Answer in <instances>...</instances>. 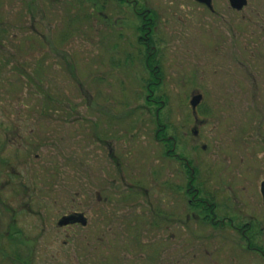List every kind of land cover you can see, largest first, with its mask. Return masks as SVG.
<instances>
[{
	"label": "rangeland",
	"instance_id": "obj_1",
	"mask_svg": "<svg viewBox=\"0 0 264 264\" xmlns=\"http://www.w3.org/2000/svg\"><path fill=\"white\" fill-rule=\"evenodd\" d=\"M213 6L211 13L193 0H0V264H66L64 239L75 240L84 256L113 264L118 226L134 222L136 217L128 216L139 211L137 224L144 221V212L133 205L118 214L111 205L118 198L114 193H130L125 187L131 185L146 190L152 202L162 192L176 197V186L181 187L182 254L174 249L169 260L264 264L240 233L213 229L211 215L189 204L186 191L194 176L199 197L212 196L217 204V219L250 223L251 245L264 251V155L258 151L264 144V0H248L241 12L228 0H214ZM147 23L152 24L148 51L142 40ZM227 40L231 46H225ZM202 50L216 72L196 64ZM148 58L152 66L159 61L164 74L151 93ZM196 90L204 94L196 109L202 122L195 121L190 106ZM16 113L29 118L22 133L34 127L39 146L30 162L19 151L25 164L16 167L17 175L4 177L1 161L6 157L15 165L18 148L5 147L3 118ZM164 136L175 137L176 153L190 162L193 175L185 163L163 158ZM91 137L109 139L125 184L113 182L116 173L106 151L99 155ZM165 182L170 187L164 188ZM79 209L93 228L102 229L100 254L91 232L57 230L60 216ZM34 210L42 211L43 222ZM38 224L48 236H37ZM87 242L92 244L86 247Z\"/></svg>",
	"mask_w": 264,
	"mask_h": 264
},
{
	"label": "flooded vegetation",
	"instance_id": "obj_2",
	"mask_svg": "<svg viewBox=\"0 0 264 264\" xmlns=\"http://www.w3.org/2000/svg\"><path fill=\"white\" fill-rule=\"evenodd\" d=\"M193 1L198 4L201 3V2H198L197 0H193ZM211 3H212V8H208L207 6L203 4H200V5L202 7L208 8V10H210V12L213 13L215 12V9L213 6L214 0H212ZM228 3H230L229 0H228ZM243 9L241 10L233 9V10L241 12ZM149 21L151 20L149 19ZM151 25L152 24L150 23V26L148 27L150 31L152 29ZM238 38L241 39V37L239 36ZM142 40L144 41V45L146 46V51H148L150 42H151V36H149V33L146 34L144 37H142ZM230 40L233 41V38L232 39L230 38ZM230 40L225 41V46L227 45L231 46ZM215 41L216 40H214V38L210 39V43H214ZM220 48L224 49L222 46H219L217 50H220ZM152 49H154V46L152 47ZM201 52L203 53H199V56L195 57L196 64L199 66L202 65L203 67L206 66L205 64H207L209 67H213V68L215 67L213 71L216 72L215 64L208 62V61L206 63V53L207 52H205V50H202ZM211 55L209 56V58L215 59L217 52L215 53V55L213 54ZM218 55H221V53L218 52ZM148 57L149 58L151 57L150 54ZM146 67H147L146 72L148 73V76L150 77L147 80V87L149 88V91L151 93L152 92L150 90L151 87H159L160 85H162V82L164 80V74L161 69L159 61L157 65L152 66L151 61L149 59V61L146 62ZM195 93L201 94L202 101H203L204 94L197 90ZM195 93L193 94L195 95ZM193 112L195 114V121L202 122L201 115H199L197 111H193ZM3 119L5 120V123H4L3 129L1 130V138H2V141L5 147L15 146V149L18 148L17 160H15V163L13 162L15 165H12L11 162L6 157L4 161H1V167L5 171L4 177H8L11 174L17 175V172L15 171L16 167L17 168L22 167L25 164V161L23 159L18 158L19 151L22 152L21 155H23V153L26 155L28 154V159L26 160V162L27 161L30 162L29 160H30L32 152H34V150L39 146V140H38V135L34 133L35 131L34 127L28 129V132L26 131L25 133H22L24 121L29 119L26 117L25 114L16 113L15 115H12V117H9L8 115H6ZM35 119L36 117L31 118L32 121H34ZM31 124L33 125L34 122ZM10 125H12V128L9 127ZM192 133L195 136L199 135L200 131L196 125L192 128ZM91 138L93 139V141H96L95 145L98 144L100 147L98 151L99 155H102L103 152L106 151L107 157L109 158V163L111 167L113 168V171L115 170L114 173H116V177L113 179V182L118 183V184L120 183L125 184L124 177L120 175V168L122 167V162L114 146L108 142L109 139H104V138H99V137H91ZM113 139L115 140L114 137ZM159 140L163 142L164 147L166 148L165 152L162 155L163 158H172L174 159L176 163L179 162L180 164L185 163L186 168L191 169V174L193 175L195 172V169L191 168L190 162L189 161L184 162L181 154L176 153L178 142L176 141L175 137H165L164 136L160 138ZM103 145H104V149H103ZM263 147H264V144H262L261 148H259L258 150L259 153L262 155H264ZM11 169H13L12 172H11ZM189 178H190V182L188 184L189 188L186 190L187 194L190 195V198L188 200L189 204H191L193 207L197 209L201 207L203 211H206V212L209 211L208 214L211 215V219H209V221L211 222V226L213 229L222 230L228 227L229 230H232L238 234L240 233L239 237H241L247 243V248L253 249L259 252L262 255V257H264V251L262 247L260 246L252 247L251 245L252 239L246 233L247 231H249V229H251L250 228L251 224L246 222L245 224L241 226H237L233 223L232 219H229V218L217 219V204L214 202V200H212L213 197L212 196H211L212 198L209 197L210 198L209 201L207 199H203L199 197L200 195L199 189L197 187H194L195 177L190 176ZM7 181H9V179H7ZM20 182L22 181H19V183ZM263 183H264V177H262V180L260 182V193L262 196V203H263L262 205L264 206V196L262 193ZM169 185H170L169 183L165 182L163 187L168 188L170 187ZM131 186L125 187L126 189L127 188L129 189L130 193L129 192L124 193L122 195L120 193H116V194L114 193V195H116L115 198L117 196L118 198L115 199L111 203V205L113 206V210L116 212V214L120 212L121 207H124L127 205H133L132 208L141 209L142 210L141 213L144 212L142 214L144 217V221L142 220L143 221L142 223L137 224L136 220H138L140 217L136 215L140 213L139 211V213H135L134 215L128 216L129 219H132L135 216L136 218L134 222H132L131 224H127V225L118 226L119 227V229L117 230L118 236H116L118 244L115 247L116 255L114 256L113 264H134L135 260L141 264H182L181 258L175 257V259L174 258H170L171 260L168 259L169 254L174 249L176 251V254H178V251L179 253L182 254V246H181L182 242H181V234H180V232L183 229V226L180 225L182 222V219H181L182 208H180L182 206V198L180 197L181 187L178 188V186H176V192L174 193L176 197H171V196L169 197V194L167 192H162L161 198L159 199V201L156 200L155 202H152V200L147 197L148 192L146 190L141 192L140 190L143 188L139 187V185L137 186V188L135 187V189ZM97 194H98L99 201L103 199L100 195L101 193H97ZM0 199H1V195H0ZM104 199L106 201H109L108 197ZM230 200L236 201L235 197ZM168 201H169V204H168ZM2 211L4 213L3 209ZM33 213L37 220L39 221L41 220V222L44 221V219L42 218L43 214L41 210H34ZM12 216L14 217V213H12ZM71 216L75 219H80V220L85 219L86 223L82 224L81 222H75L73 224H68V225H63V226L59 225V222L62 219L71 217ZM7 219H8V216L5 217V222ZM148 220L150 221L148 222ZM11 221H16V218H13ZM261 222L262 220H258L259 225L261 224ZM57 225H58L57 230L58 231L62 230L65 233L71 232L72 229L73 231H76L77 229H79L82 232H88V231L91 232V235L92 236L95 235L97 239V242H96L97 245L95 246L97 254H100L102 252L104 248V242L102 240V236L97 234L99 230H102V229H99V227H96V229L93 228V226L89 223V217L85 211L81 209L71 210L68 213H65L62 216H60L57 222ZM38 226L40 230L37 236L39 234H41L42 237H44L46 234L48 236V233L45 229V225L38 224ZM176 227H181L179 234L177 233L178 230H176ZM18 233L20 234V231L18 230L15 231L16 235H18ZM68 236L72 238L71 234H69ZM62 242H63V247L65 248V252H66V261H65L66 264H103L104 263L103 258L100 256L98 257H92V256H86V255L84 256V252L81 250V246L76 245L75 240L73 239L65 240L64 239ZM55 243H57V241H55ZM91 244H92L91 242H87L85 245H87L86 247H89ZM78 250L82 251L83 254L81 253V255L79 256L78 253L80 252H78ZM133 250H135V253H133L135 255L131 256L130 253H132ZM152 250H153L154 256L149 255L152 252ZM37 251L39 252V249ZM121 251H124L125 255H121L120 254ZM146 251H149V253H146Z\"/></svg>",
	"mask_w": 264,
	"mask_h": 264
},
{
	"label": "water",
	"instance_id": "obj_3",
	"mask_svg": "<svg viewBox=\"0 0 264 264\" xmlns=\"http://www.w3.org/2000/svg\"><path fill=\"white\" fill-rule=\"evenodd\" d=\"M198 2H201L200 4H203L205 6H207L208 8H212V0H197ZM229 4L231 6V8L235 9V10H241L243 9L248 3V0H229ZM202 101V95L201 94H195L191 100H190V106L192 108L193 111H196V108L200 105ZM196 134V132H195ZM262 193L264 196V183L262 184ZM75 222H81L82 224H85L86 221L85 219L80 220V219H75L72 216L71 217H67L62 219L59 222V225L63 226V225H68V224H73Z\"/></svg>",
	"mask_w": 264,
	"mask_h": 264
},
{
	"label": "trees",
	"instance_id": "obj_4",
	"mask_svg": "<svg viewBox=\"0 0 264 264\" xmlns=\"http://www.w3.org/2000/svg\"><path fill=\"white\" fill-rule=\"evenodd\" d=\"M143 18H144V20H145L146 22L149 21V19L147 18L146 13L143 14ZM147 26L149 27L150 24H149V23L144 24V26H143V28H142V29H144L143 31L145 32V35L148 34V33H150V30H149V28H148ZM161 132H162V129H159V130H158V133L156 134V137H158V136L161 134ZM193 180H194V179H193ZM193 180H192V182H193ZM208 212H209V211H208ZM205 219H206V218H205Z\"/></svg>",
	"mask_w": 264,
	"mask_h": 264
}]
</instances>
